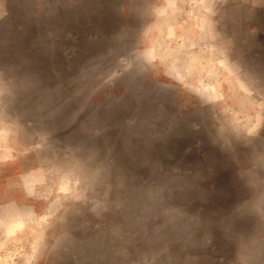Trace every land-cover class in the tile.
I'll return each mask as SVG.
<instances>
[{
  "label": "clouds",
  "instance_id": "1",
  "mask_svg": "<svg viewBox=\"0 0 264 264\" xmlns=\"http://www.w3.org/2000/svg\"><path fill=\"white\" fill-rule=\"evenodd\" d=\"M0 264H264V0H0Z\"/></svg>",
  "mask_w": 264,
  "mask_h": 264
},
{
  "label": "rangeland",
  "instance_id": "2",
  "mask_svg": "<svg viewBox=\"0 0 264 264\" xmlns=\"http://www.w3.org/2000/svg\"><path fill=\"white\" fill-rule=\"evenodd\" d=\"M61 191H68V188H67V186L65 185V186H63L62 188H61Z\"/></svg>",
  "mask_w": 264,
  "mask_h": 264
}]
</instances>
